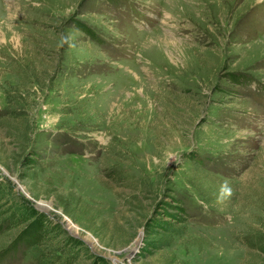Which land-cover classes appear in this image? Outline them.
I'll return each instance as SVG.
<instances>
[{
	"label": "rangeland",
	"instance_id": "rangeland-1",
	"mask_svg": "<svg viewBox=\"0 0 264 264\" xmlns=\"http://www.w3.org/2000/svg\"><path fill=\"white\" fill-rule=\"evenodd\" d=\"M0 264H264V0H0Z\"/></svg>",
	"mask_w": 264,
	"mask_h": 264
},
{
	"label": "bare ground",
	"instance_id": "bare-ground-1",
	"mask_svg": "<svg viewBox=\"0 0 264 264\" xmlns=\"http://www.w3.org/2000/svg\"><path fill=\"white\" fill-rule=\"evenodd\" d=\"M39 207L42 208V209H45L46 205L42 203V204H39Z\"/></svg>",
	"mask_w": 264,
	"mask_h": 264
},
{
	"label": "water",
	"instance_id": "water-1",
	"mask_svg": "<svg viewBox=\"0 0 264 264\" xmlns=\"http://www.w3.org/2000/svg\"><path fill=\"white\" fill-rule=\"evenodd\" d=\"M135 249H137V247ZM133 253H134V251L133 252L131 251V254H133Z\"/></svg>",
	"mask_w": 264,
	"mask_h": 264
},
{
	"label": "trees",
	"instance_id": "trees-1",
	"mask_svg": "<svg viewBox=\"0 0 264 264\" xmlns=\"http://www.w3.org/2000/svg\"><path fill=\"white\" fill-rule=\"evenodd\" d=\"M22 235V234H21ZM158 247H161V246H158Z\"/></svg>",
	"mask_w": 264,
	"mask_h": 264
}]
</instances>
